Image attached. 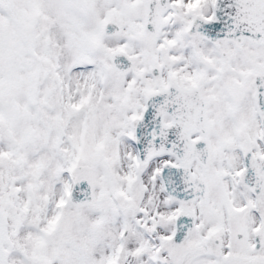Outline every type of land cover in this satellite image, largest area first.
<instances>
[{
  "label": "snow or ice",
  "instance_id": "snow-or-ice-1",
  "mask_svg": "<svg viewBox=\"0 0 264 264\" xmlns=\"http://www.w3.org/2000/svg\"><path fill=\"white\" fill-rule=\"evenodd\" d=\"M0 264H264V0H0Z\"/></svg>",
  "mask_w": 264,
  "mask_h": 264
}]
</instances>
